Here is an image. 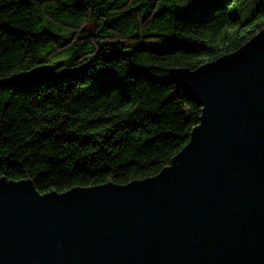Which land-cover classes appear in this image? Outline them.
I'll return each mask as SVG.
<instances>
[{
    "label": "trees",
    "instance_id": "obj_1",
    "mask_svg": "<svg viewBox=\"0 0 264 264\" xmlns=\"http://www.w3.org/2000/svg\"><path fill=\"white\" fill-rule=\"evenodd\" d=\"M184 2L0 0V177L64 193L171 166L201 107L170 71L197 70L264 29V0ZM43 66L77 72L25 89L3 84Z\"/></svg>",
    "mask_w": 264,
    "mask_h": 264
},
{
    "label": "water",
    "instance_id": "obj_2",
    "mask_svg": "<svg viewBox=\"0 0 264 264\" xmlns=\"http://www.w3.org/2000/svg\"><path fill=\"white\" fill-rule=\"evenodd\" d=\"M77 71L35 68L25 89ZM171 79L201 107L188 144L158 175L40 193L0 179V264H264V29Z\"/></svg>",
    "mask_w": 264,
    "mask_h": 264
},
{
    "label": "snow or ice",
    "instance_id": "obj_3",
    "mask_svg": "<svg viewBox=\"0 0 264 264\" xmlns=\"http://www.w3.org/2000/svg\"><path fill=\"white\" fill-rule=\"evenodd\" d=\"M197 4V0H185L183 4H181L182 8L188 9L189 7H195ZM159 173H156L158 175ZM0 179H3V177H0ZM107 181H105L106 183ZM76 187H90V186H95V185H75ZM71 189H65L64 191H70ZM44 195H47V193H44Z\"/></svg>",
    "mask_w": 264,
    "mask_h": 264
}]
</instances>
